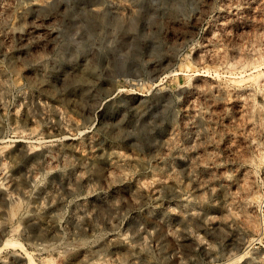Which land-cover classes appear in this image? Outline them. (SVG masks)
I'll return each instance as SVG.
<instances>
[{
  "label": "rangeland",
  "instance_id": "374dc122",
  "mask_svg": "<svg viewBox=\"0 0 264 264\" xmlns=\"http://www.w3.org/2000/svg\"><path fill=\"white\" fill-rule=\"evenodd\" d=\"M0 264H264V0H0Z\"/></svg>",
  "mask_w": 264,
  "mask_h": 264
},
{
  "label": "bare ground",
  "instance_id": "6f19581e",
  "mask_svg": "<svg viewBox=\"0 0 264 264\" xmlns=\"http://www.w3.org/2000/svg\"><path fill=\"white\" fill-rule=\"evenodd\" d=\"M30 258H32L31 256H30ZM32 260V259H31ZM33 261V260H32Z\"/></svg>",
  "mask_w": 264,
  "mask_h": 264
}]
</instances>
